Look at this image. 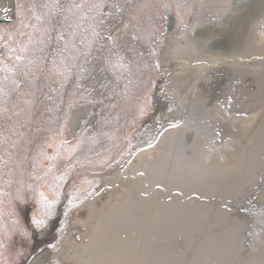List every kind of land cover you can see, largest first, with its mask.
<instances>
[{"label":"rangeland","instance_id":"obj_1","mask_svg":"<svg viewBox=\"0 0 264 264\" xmlns=\"http://www.w3.org/2000/svg\"><path fill=\"white\" fill-rule=\"evenodd\" d=\"M0 19V264H264V0Z\"/></svg>","mask_w":264,"mask_h":264},{"label":"bare ground","instance_id":"obj_2","mask_svg":"<svg viewBox=\"0 0 264 264\" xmlns=\"http://www.w3.org/2000/svg\"><path fill=\"white\" fill-rule=\"evenodd\" d=\"M221 46V45H220ZM223 46V44H222ZM218 62L216 61L214 65H216ZM209 65L208 64H204V67H208ZM187 68V65L186 64H183V65H179V69L182 70V69H186ZM200 72V71H199ZM186 98V97H185ZM191 98V97H190ZM190 107V106H189ZM235 109V108H234ZM229 118V117H228ZM221 121V120H220ZM228 122V126L230 129H232L233 131L237 128V125L240 124V123H250L251 121H248V118H241V117H230L229 120H227ZM222 124V123H221ZM227 125V123H226ZM215 129V128H214ZM229 129V130H230ZM216 134V133H215ZM227 134V133H226ZM219 136V135H218ZM223 139V138H222ZM211 144V143H210ZM220 154V152H216L214 153V155L212 156V159L215 160Z\"/></svg>","mask_w":264,"mask_h":264},{"label":"water","instance_id":"obj_3","mask_svg":"<svg viewBox=\"0 0 264 264\" xmlns=\"http://www.w3.org/2000/svg\"><path fill=\"white\" fill-rule=\"evenodd\" d=\"M4 23H9V21L0 19V24H4ZM173 30H174V20L171 14H169L165 31L166 33H171Z\"/></svg>","mask_w":264,"mask_h":264}]
</instances>
